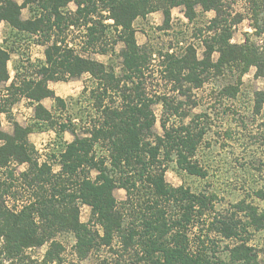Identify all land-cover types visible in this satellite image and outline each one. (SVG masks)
Here are the masks:
<instances>
[{
	"label": "trees",
	"instance_id": "16d2710c",
	"mask_svg": "<svg viewBox=\"0 0 264 264\" xmlns=\"http://www.w3.org/2000/svg\"><path fill=\"white\" fill-rule=\"evenodd\" d=\"M71 1L25 0L19 5L14 0H0V23L7 22L19 32L38 34L47 40L55 37L53 45L46 51L49 64L39 70L42 78L26 80L20 85L13 83L9 97L0 98V114L8 111L20 97H26L37 103V120L46 122L50 128L59 126L57 136L61 143V133L69 131L74 135L71 143L64 142L58 155L54 154L59 166V171L54 172L53 165L48 161L41 164L38 162L37 151L27 140L31 128L24 129L16 123L13 136L3 133L0 129V141H3L0 146V168L8 170L14 162L28 164V169L19 177L31 187L41 190L35 194V202L30 199L27 201L28 205L19 212H8L4 207L0 208V238L5 240L3 250L6 258L16 260L25 249L42 246L58 231L68 230L75 233L78 239L77 249L81 259L86 258L92 249L101 244L110 246L114 234L120 232L126 246L136 237L142 238L140 242L146 264H260L252 249L244 244L229 250L227 262L216 257L214 250V253L208 251V239H199L198 249L196 252L191 251L188 237L181 231H187V226L192 224L194 212L199 214L198 219L205 215L212 198L193 195L183 188L170 187L164 179L166 167H163L160 160L162 153L167 160L175 153L180 169L190 175L205 177L202 169L194 162L203 131L195 133L191 124L168 129L164 121V137L156 136L154 141L150 142L143 135V132L150 131L156 122L152 110L156 100L149 97L145 83L153 55L146 47L138 45L133 23L137 18L145 17L154 11V7H151L152 0H74L78 6L76 15L65 16L62 9ZM222 1H171L172 7H186L185 15L190 21L194 20L198 6L205 12L214 11L216 17L211 21L209 32H213L212 36L204 41L202 59H198L196 49L192 46L187 47L179 56L174 52L159 53L167 79L186 82L198 89L202 87L210 72L215 71L218 74L225 68H237L241 78L240 76L252 66L257 70L255 76L264 78V56L260 49L251 43L250 39L243 44L231 43L232 31L224 20ZM252 3V15L256 19L254 27L258 30L262 22L264 23V0H253ZM28 5L38 14L35 21H22L20 18L21 9ZM103 11L108 12V18L112 19L114 24H104ZM164 17L167 24L171 12L166 10ZM80 25L86 26L88 46H93L95 50L96 45L103 44L109 28L118 33L120 42L124 44L121 51V76H117L113 70L98 61L81 57L65 45L66 40L60 38L61 34L70 26ZM263 33V30L259 32ZM100 52L106 54L108 50L103 47ZM215 53L219 54L217 63L211 60ZM7 59V53L0 49V83L8 78ZM84 73L91 74L96 83V87L90 91L89 99L98 112V117L86 122L82 120L83 116L76 115V121L73 122L72 117L67 115L66 122L57 123L40 102L44 98L52 97L62 109H65L66 103L55 97L47 88V82L60 80L66 74L79 76ZM237 92L235 88L231 94L235 96ZM261 105L258 100L257 110ZM84 113L92 119L89 113ZM80 122L81 125H90V128L84 129L82 136L77 133ZM93 171L98 173L95 179L88 176ZM8 172L9 177L13 178L14 172ZM75 177L78 178V183L73 182ZM70 184L77 185L76 189H71ZM143 186L150 190L149 198L144 202L148 207L141 208L146 210L140 218L144 229L139 232L133 228L130 234L125 236L124 230L121 229L122 215L116 209L114 191L124 189L128 201H131L134 192H139ZM77 202L91 207V222L103 229L102 237L98 231L80 222ZM163 202H184L185 214L178 219L167 218ZM237 206L240 211L249 210V215H254L255 211L251 207L243 210L244 202ZM35 216L42 220L41 228L37 227ZM213 225H216V231L222 238L232 239L238 235L237 223L233 217H222ZM52 244V248L57 246ZM52 248L48 253V260L53 258Z\"/></svg>",
	"mask_w": 264,
	"mask_h": 264
},
{
	"label": "rangeland",
	"instance_id": "374dc122",
	"mask_svg": "<svg viewBox=\"0 0 264 264\" xmlns=\"http://www.w3.org/2000/svg\"><path fill=\"white\" fill-rule=\"evenodd\" d=\"M16 1L20 4L24 3V0ZM171 1L152 0L151 7L153 6L156 10L134 22L138 45L146 47L153 55L151 66L146 72L145 83L149 97L156 100V104L152 106L156 122L152 129L143 132V135L150 142L154 141L156 136L164 137V121L168 129L191 124L195 133L203 131L202 138L197 145L194 162L202 169L205 177L190 175L180 169L175 153H172L168 160L164 157V153L160 158L163 167H166L164 179L170 187L183 188L193 195L212 198L210 208L205 215L198 219L199 214L194 212L192 224L187 226V231L186 229L181 231L186 233L191 251L196 252L199 239H208L210 241L206 244L208 251L214 253V250L216 257L227 262L229 250L236 245L244 244L252 249L257 262L264 264V78H257L255 76L256 67L252 66L248 72L240 76L241 78H239L240 73L237 68H225L218 74L215 71L210 72L202 87L198 89L186 82H173L167 79L161 64L163 59L159 58V53L174 52L176 56H179L187 47L192 46L196 49L198 59H202L204 41L212 36L213 32H209L211 21L216 17L215 12L207 13L200 7H196L195 18L190 22L182 14V8L178 7L172 10L171 19L166 24L163 12L170 9ZM252 1L223 0L224 20L231 27V43L243 44L250 39L249 41L254 43L264 56V33L259 34L261 30L264 31V23L261 24V30L254 27L256 19L252 15ZM27 13L28 11L24 12L25 17ZM72 31L70 37L68 36L69 40L78 41L79 45L82 43L80 51L92 49L93 46L88 47L85 28L79 26ZM63 34L66 35L67 32ZM63 34L61 37H64ZM118 36L113 28H109L103 44L96 45L97 50L94 51L100 53V48L105 47L108 50L107 55L99 56L97 53L96 61L104 63L117 76H121L123 70L121 51L124 49V44L120 42ZM27 37L23 34L17 36L16 44H12V50L15 53L21 55L27 52L24 50V40H28ZM218 58L219 54L215 53L211 60L217 63ZM84 83L89 87V92H83L81 89V97L75 96L76 100L69 103V110L66 113L75 118L76 115L83 116L82 120L88 122L98 117V112L89 99L90 89L96 86L93 80L90 82L85 80ZM235 88L238 92L233 96L231 93ZM78 98L80 101H77ZM70 99L72 98L68 97L66 100ZM258 100L262 105L257 110ZM20 109H25L26 112ZM29 109H32L31 104L25 102L19 110L12 113L13 118L17 119L21 116V120L26 118L28 121L31 118ZM84 112L89 113L92 119ZM54 113L55 121L59 124L64 123V119L68 117L57 107ZM81 124L80 122V129L77 128L80 136L85 133L86 127L90 128L88 124ZM58 130L59 126H55L53 130L38 133L42 135L35 133L31 138L37 151V158L48 159L52 165L57 164L58 160L54 156L58 155L60 147L66 142L64 138L65 140L63 139L61 143L57 136ZM66 137L68 140L73 139L70 135ZM54 170H56L55 167ZM8 171L14 172L13 178L9 177ZM20 173L13 166L8 170L0 169V208L4 207L3 209L8 212L21 211L25 205H28L27 201L31 199L35 202V194L41 192L40 189L31 187L28 182L20 178ZM97 175L98 173L93 171L88 176L95 179ZM78 181L76 177L73 180L74 183ZM69 187L75 190L77 185L70 184ZM149 195L150 190L146 186L139 189V192L135 191L131 201H128L127 192L124 189L114 191L117 201L116 209L122 215L121 229L124 230L125 236H128L133 228L139 232L143 231L140 218L146 210H141V208L148 207L144 202L148 200ZM243 202L245 203L243 210L251 207L255 211V216L249 215V210L240 211L237 205ZM77 205L80 222L98 231L102 237L103 229L100 226H94L91 222V207L82 205L80 202H77ZM162 206L169 219H178L185 214L184 202L174 204L163 202ZM222 217L235 219L238 234L236 238L225 239L218 234L216 225L213 223ZM35 223L40 228L43 225L38 216H35ZM141 240L142 238L138 236L126 246L121 233L116 232L110 246L101 244L92 249L86 258L81 259L75 233L60 230L44 245L25 249L11 264H146ZM97 242H99L98 239ZM52 243L57 246L52 248ZM4 246L5 240L1 237L0 264H8L3 262V258L6 257ZM51 248L53 258L48 260Z\"/></svg>",
	"mask_w": 264,
	"mask_h": 264
},
{
	"label": "crops",
	"instance_id": "0c3cea01",
	"mask_svg": "<svg viewBox=\"0 0 264 264\" xmlns=\"http://www.w3.org/2000/svg\"><path fill=\"white\" fill-rule=\"evenodd\" d=\"M14 1L17 4L22 5V4L18 3L16 0H14ZM178 7L182 8L181 9V10H183L182 14H184L185 18H187L185 15L186 7L184 5L175 6V7L170 6L169 11L172 12V10H174ZM198 7H200V6H198ZM77 9H78L77 4L74 2V0H72L65 8L62 9V12H63V15H65V16H69V15L75 16ZM155 10L156 9H154V11ZM25 11H28L26 17L24 16ZM206 12L208 13V12H212V11H206ZM104 13H106V15H103ZM107 14H108V12H106V11L102 12V15L104 16V18H103L104 24L105 25L114 24V21L112 19H109ZM37 15H38L37 12H35V9L32 8L31 5H28L24 8H22L20 11V18L22 21H28V20H32V21L34 20L35 21L38 18ZM170 19H171V17H170ZM164 23H165V20H164ZM80 26H82L83 28L86 29V26H84V25H80ZM133 27H134V23H133ZM76 28H79V26H70L69 29H67L65 31V32H67V34L66 35L63 34L64 37H60V38L65 39V37L66 36L68 37L70 35V33H73L72 30H74ZM22 34H23V36H25V35L28 36L27 37L28 40H24L25 41L24 42L25 43L24 50L27 52L20 55L18 53H15L12 50V48H13L12 44H16L17 36L19 37ZM67 37L65 39L66 40L65 45H67L69 48L73 49L76 54H79L81 57H83L85 59L96 61L97 53L99 54V56H106L107 55V53L103 54L102 52L99 53V52L94 51L95 49L93 47L91 50L86 49V51L85 50L80 51L83 44L81 43V45H79L77 43L78 41H71V40H69L70 36L68 38ZM54 38L55 37L52 36L50 38V40H47V39H45V37L38 35V34L35 35V34L19 32L18 30L13 28L7 22L2 21L0 23V49L5 51L8 55V59L6 61V63H7L6 64V71L8 74V78L6 81H3L2 83H0V98L9 97V95L11 93L10 88H11V85L13 83L20 85L23 81H26V80H28V81L29 80H39L42 78V76L39 74V70L42 66H48V64H49L48 60H47L46 51L50 48V46L53 45ZM86 38L88 39V37H86ZM59 45H60V42H59ZM88 47H90V46H88ZM85 80H89V82H90V80H93L95 83V80L93 79V77L89 73H84V74L79 75V76H71V75L66 74L60 80H49L47 82V88L54 93L55 97L60 98L63 101H65L66 107H65V109L60 108L57 105L55 99L52 97L44 98L43 100H41L40 104L47 111H49L52 114L53 119H55V113H54L55 107H57L60 112H64V114H66V116H67L66 112L69 110V106H70L69 103H72L74 100H76V99H74L75 96L79 95L81 97L82 91L86 92V93L89 92V89H88L89 87L87 86L86 83H84ZM82 85H83V87H81ZM95 86H96V83H95ZM81 89H82V91H81ZM93 89H94V87H93ZM90 91H91V89H90ZM68 97H70L72 99L67 101L66 99ZM79 98L77 101H80ZM25 102L30 103L32 106V109H29V112L31 113V118L28 121L26 118L23 119L24 121L21 120L20 119L21 116H20V118L14 119L13 118L14 114H12V113L19 110V108H21ZM36 105H37L36 102H33L32 100H30L26 97H20L14 104H12L10 106L8 111L0 114V129H1V131L5 134L9 135V136H13L16 123L24 129L31 128L30 132L27 135V140H28L29 144L35 148V145L33 144L32 140H31L32 136L35 133H37V135H42V134H38V133H43L45 131L53 130V128L47 127L46 122H42V121H39L36 119V117H35ZM20 111L24 112L25 109L24 110L20 109ZM66 119H64L65 122H66ZM72 120H73V122H75L76 121L75 117H72ZM61 134H62L63 139L64 138L66 139L67 143H71L74 140V135L69 131H65ZM66 135L72 136L73 139L68 140ZM39 137H41V136H39ZM2 145H3V141H0V146H2ZM35 150H36V148H35ZM42 159H38V162L40 164L42 162H45V161L46 162L48 161L50 163V161L48 159H44V158H42ZM11 166H13L16 171L18 170L21 173L25 172L28 169V164H26V163L17 164L14 162ZM54 167L56 168V170L58 169L57 171L54 170V172L55 171L58 172L59 166L57 164H53V169H54ZM3 260H4L3 262H6L8 264H11V262L14 261L12 259L11 260L7 259L6 257H4Z\"/></svg>",
	"mask_w": 264,
	"mask_h": 264
}]
</instances>
